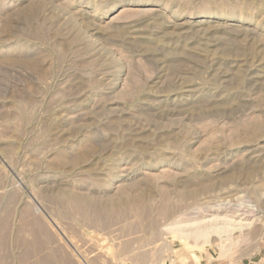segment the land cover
I'll return each mask as SVG.
<instances>
[{"label": "rangeland", "instance_id": "1", "mask_svg": "<svg viewBox=\"0 0 264 264\" xmlns=\"http://www.w3.org/2000/svg\"><path fill=\"white\" fill-rule=\"evenodd\" d=\"M203 254L264 264V0H0V264Z\"/></svg>", "mask_w": 264, "mask_h": 264}, {"label": "bare ground", "instance_id": "2", "mask_svg": "<svg viewBox=\"0 0 264 264\" xmlns=\"http://www.w3.org/2000/svg\"><path fill=\"white\" fill-rule=\"evenodd\" d=\"M228 226H229V224H224L223 227L214 226V228L211 229V230L208 229V227L207 228L206 227H197L195 230L190 229L188 231V236H190L191 234L194 233V237L195 238H198V237H203L204 238V237H206L207 234L210 233V231H213V232H215L217 234H221V232L229 230ZM171 231H172V233H177L180 230L179 229H171ZM208 247H209V245L204 242V243H202V247H200V249H206ZM200 249H198V250H200Z\"/></svg>", "mask_w": 264, "mask_h": 264}, {"label": "crops", "instance_id": "3", "mask_svg": "<svg viewBox=\"0 0 264 264\" xmlns=\"http://www.w3.org/2000/svg\"><path fill=\"white\" fill-rule=\"evenodd\" d=\"M184 261H185V264H221V263H215L213 259H210V260L206 259V256L204 254L201 255V258L197 260L195 259V261L193 257H191V259L189 260L184 259ZM226 264H229V263H226Z\"/></svg>", "mask_w": 264, "mask_h": 264}]
</instances>
